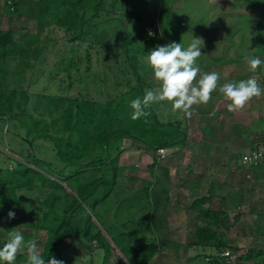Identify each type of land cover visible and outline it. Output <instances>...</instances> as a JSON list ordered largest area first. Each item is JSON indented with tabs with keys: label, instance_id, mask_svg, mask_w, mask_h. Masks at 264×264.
Segmentation results:
<instances>
[{
	"label": "rangeland",
	"instance_id": "rangeland-1",
	"mask_svg": "<svg viewBox=\"0 0 264 264\" xmlns=\"http://www.w3.org/2000/svg\"><path fill=\"white\" fill-rule=\"evenodd\" d=\"M97 1L99 0H88V7L81 11L85 13L87 20V25L82 30V38L71 41V32L67 33L65 28L59 27L52 19L49 24L37 22L40 0H0V31L11 33L8 45L0 48V67L3 68L2 71H6L2 81L5 80L7 90L24 87L29 94V100L21 110L34 116L46 113L47 105L39 110L35 109V104L38 103L35 97L38 95H59L85 103L84 109L92 116L93 122L87 131L75 130V135L87 137L84 143L89 146L90 153L101 150L92 141L116 131L131 132L148 141L160 136L144 117L132 120L133 109L130 107L131 101L138 98V94L136 77L129 63L135 67L144 93L159 87L145 59L156 47L176 42L187 48L192 38L202 39V55L196 64L201 73L217 72L220 79L210 101L207 104L193 105L191 111L193 114H202L205 111L210 117H218L219 113L228 111L229 102L219 91L222 85L247 80L254 74L249 71L244 56L258 57L264 61V0H101L98 2L101 11H96L93 4ZM12 4L16 6L17 13L12 11ZM56 14H59L58 11ZM123 33L125 37L122 36ZM33 50L38 51L39 55L31 54ZM5 52L7 58L2 60L1 55ZM20 53L23 59H20ZM26 63L33 66L26 67ZM259 70L260 73L256 75L264 89V65ZM50 101L56 102L53 99ZM89 104H93V107L87 108ZM218 105L219 109H215ZM151 107L160 123H175L181 118L182 126L186 124L187 117L183 112H173L167 101L153 103ZM12 108L18 114L19 109H16L15 104ZM253 108L257 109L256 117L250 111ZM239 111V114L235 111L236 118L232 117L236 124L234 132L238 134L239 125L242 124L241 133L248 135V140L242 141L246 149L240 148V152L247 153L252 150L253 142L263 143L264 148V95L253 97ZM104 112H107L106 117H103ZM5 115L8 116L7 113ZM256 123L259 129L251 132ZM157 128L165 135L164 139H168L167 134L173 133V128ZM180 129L185 130L181 125ZM206 129L207 134L203 137L196 128L190 131L186 127L182 139L184 142L176 146L184 145V153L193 155L196 153L195 147L208 143L211 139L209 137L213 127ZM232 136V140L238 142L234 134ZM225 139L214 137L211 140L212 144L221 140L214 149L215 160L209 162L201 159L195 163L187 157L188 162L186 159L183 161L184 168L176 167L181 177L176 179L172 192L176 194V198L184 201L182 210L186 212L177 219V222L185 225L179 239L180 247L164 246L163 241L159 240L156 243L157 255L149 264H264V161L255 168L240 166L239 153H233L230 148H226ZM242 142H238V147ZM106 147L111 159L115 161L114 191L109 198L103 200L104 207L98 205L97 208H92L91 202L101 196L102 191H108L111 185L103 186L82 204V208L78 209L72 219L73 229L81 232L89 216L93 223L91 234L99 232L110 245L111 252L126 264V258L141 254L134 253L133 246L134 240L142 235H135L132 230L141 224L140 230L147 237L155 234L154 227L155 230L158 228L154 221L157 215L154 214L158 213L159 208L150 201V195L149 203L146 202L147 183L142 178L147 177L150 180L148 176L160 178L166 175V168L157 165L182 154L183 150L178 149L179 147L170 152L165 149V157L158 158L157 151L130 137L109 141ZM27 155H33L49 164L53 171L61 167L53 141L40 136L27 137L17 121L0 122V170H18L26 166L33 176L41 174L48 180L59 181L51 172L40 170L33 163L26 162L23 157H28ZM99 156L103 155H90L84 162H91L90 160ZM174 161L178 162V159L175 158ZM31 174L28 177L32 178ZM101 176H108L107 170L85 173L80 180L86 183ZM58 184L63 190L58 193L53 208L61 218L63 210L69 207L71 199L76 196V184ZM194 185L198 187V192L192 195ZM209 190H212V194ZM53 193L52 185L47 182H41L38 189L31 193L19 191L17 199L22 209L12 207L10 211L17 210L21 217L13 227H10L8 211L3 212L0 206V248L8 241L9 233L19 231L24 236L25 244L35 241L39 254L42 253L45 241L51 236L46 231L37 229V222L49 206ZM25 194L30 197L27 198ZM206 197L210 201L200 207L199 211L208 208L214 213L219 212V225L211 226L210 230L220 239L223 237L221 240L226 243L227 248L218 249L216 244L215 249L192 245L196 229L203 224L200 221L195 224L194 220L198 218L209 222V217L204 212L191 210L190 206L196 200ZM33 208L36 212H32ZM24 213H28L26 217L22 216ZM78 235L85 242L80 233ZM169 238L174 241L173 236ZM151 241L156 240L151 238ZM67 245L60 250V260L64 264H91L89 259L83 263L72 260L76 257L71 248L73 244L69 247ZM97 251L93 264L100 262L99 253L104 255L101 246ZM258 251L262 253L259 257L249 261L242 258L248 253ZM225 252L230 253L229 260L220 259ZM208 257L212 259L207 260ZM27 259V250L23 248L17 254L14 264H27Z\"/></svg>",
	"mask_w": 264,
	"mask_h": 264
},
{
	"label": "trees",
	"instance_id": "trees-1",
	"mask_svg": "<svg viewBox=\"0 0 264 264\" xmlns=\"http://www.w3.org/2000/svg\"><path fill=\"white\" fill-rule=\"evenodd\" d=\"M99 1L93 4L96 11H101L98 5ZM39 5L41 7L38 10L37 22H46L47 24H49V21L52 19L59 27L65 28L67 33L71 32V41L80 40L82 38V30L87 25V20L85 19V13H82L81 11H83L85 7H88V0H40ZM12 6L14 8V10L12 11L14 13H17L16 6H14V4H12ZM56 11H58L59 14H56ZM122 36L125 37V33H123ZM10 37V32L0 31V48L8 45V43L10 42ZM123 47H126V42L123 43ZM33 51L34 52H32L31 54L36 53L37 56L39 55L38 51ZM5 55L7 56V52L1 55L2 60H6L7 57H5ZM20 59H23L22 53H20ZM129 65H131L132 71L136 77L135 79L137 81L136 89L138 97L142 99L143 95L145 94L143 90V84L139 79L135 67L130 63ZM30 66H33V64L26 63V67ZM2 70L3 68L0 67V122L5 123L9 120L17 121L21 130L25 131L27 137H29V135L40 136L46 137L53 141L56 156L61 164V167L57 168V171H53L49 164L42 162L33 155H27L28 157L22 156L23 159L26 160V162L33 163L40 170L45 169L48 172L56 175L59 180L58 182L64 184L70 182L71 185L76 184V196L71 199L69 207L63 210L61 218H59L53 208V202L55 205V201H57L59 195L58 193L63 190L58 182L51 181L50 179L48 180L41 174H36L35 176H33L34 174H31V170H29L26 166H22V168L18 170H0V206H2L3 212H9L12 207H17L19 210L22 209L20 202L17 199L19 191L31 193L34 192V190L38 189L41 182H47L52 185L54 193L51 195V197L49 196L51 202L49 203V206L45 208L37 222V229H42L51 236V238L45 241V247L40 254V256L45 259V264H47L48 259L52 257L60 260L62 257L60 251L61 248L66 244H68L67 247H69L74 242L82 244L86 249L89 248L88 245L92 246L93 243H95L97 249L101 246L104 251V255L100 264H108L109 258L112 254V249L110 245H108V243L104 241V238L99 232H92L91 234L93 226L91 218L89 216L87 217V220H85V228L81 232H76V230L73 229L72 221L78 209L82 208V204L89 200L92 195L96 194L98 190H101L103 186L111 185L108 191H102L101 196L95 198L91 202L92 208H96V206L100 205L101 202L103 203V200L109 198L114 191V184L116 182V173L114 169L115 161L111 159L109 155L110 153L106 147L108 145V142L122 139L123 137H130L144 143L149 149H152L154 151H157L159 149L165 150L169 149L172 146L182 144L184 142V140L182 139L184 137L185 130L182 131L180 129V123L178 122L160 123L157 120L152 107L150 106L149 108L145 109V111L148 112V115L143 119L145 121H149L152 125V128L156 129V131L160 133V136L157 135L155 140L153 139L148 141L131 132L116 131L111 133L107 137L103 136L99 140L92 141V143L97 144V148L101 147V150L99 149L98 153L96 151L90 153V151L88 150L89 146L84 143V139H86L87 137L75 135V130L87 131L88 126L91 122H93L92 116L86 113L84 109V105H86L85 103H80L71 98H66L59 95H55L58 97H53L54 95L43 94L35 97L36 100H38V103L35 104V109L39 110L43 105H47L46 113L44 115L37 114L36 116H34L33 114L22 112V107L26 106V104L28 103L29 94L22 86L20 87V89L19 87H17L16 89L13 88L8 91L6 83H4L5 80L2 81L4 72L6 71ZM254 73L259 74L260 70L257 69ZM55 98H57V100L59 101L57 102ZM51 99L55 100L56 102L51 103ZM22 102H24L25 104H22ZM13 104L16 105V109H19L18 114H15V111L12 108ZM92 107L93 104L87 105V108ZM5 113H7L8 116H6ZM106 116L107 112H104L103 117ZM177 125H179V127ZM159 126H166L169 129L173 128V133L166 135L168 139H164L165 135L162 134V132H160L157 128ZM28 143L29 145H31L30 142ZM256 146H263V143L253 142V144H251L252 149ZM96 154L103 156L92 159L90 160L91 162H84V160H87L90 155L92 156ZM238 156L239 164L241 166V156ZM101 169L107 170L108 176H101L86 183H83L80 180L83 174L88 172L93 173L94 171H99ZM30 174L33 176L32 178L28 177V175ZM3 177L4 179H2ZM26 197L29 198L30 196L26 195ZM145 197L147 198L146 202L149 203V194L147 193ZM209 199L210 198L206 197L193 202V209L197 210V212L199 213L200 211L201 213L204 212L209 217V222H204L203 220H198L197 218V221H200L203 224L196 229L197 231L196 235H194L195 239L193 240L194 242L192 245L200 247H211L212 249H215L216 244V247L218 249L227 248L226 243L222 241L223 237L221 238V240L212 230H210L211 226L219 225V212L214 213L208 208H205L204 210L200 209L199 211L200 207L204 206L207 201H210ZM132 209L135 211V208L133 206ZM32 212H36V210L33 208ZM27 214L24 213V215L22 216L26 217ZM19 217H21L20 213H18V211L16 210L15 218L10 220V227H13L14 225L16 226L17 219ZM141 228L142 226L141 224H139L132 230L133 234L142 235L139 237V239L134 240L135 245L133 246L135 249L134 253L139 252L141 254H134L129 259L126 258L129 264H149L155 257V255H157L158 247L156 241H146L147 238L144 237V234H142L143 231L140 230ZM78 233H80L81 239H83L85 242H82L80 238H78ZM130 245H132V241H130ZM87 252L90 253V250H87ZM261 254L262 253L259 251L256 253L252 252L248 253L242 258L245 261H249L255 257H259ZM124 256L126 257V255ZM230 258V253L227 258L220 257V259L224 260H229ZM210 259H212V257L207 258V260ZM215 263L217 264L218 262H214V264Z\"/></svg>",
	"mask_w": 264,
	"mask_h": 264
},
{
	"label": "clouds",
	"instance_id": "clouds-1",
	"mask_svg": "<svg viewBox=\"0 0 264 264\" xmlns=\"http://www.w3.org/2000/svg\"><path fill=\"white\" fill-rule=\"evenodd\" d=\"M202 46L201 38H192L187 48L181 43L172 42L150 51L145 59L159 87L155 90H147L142 99L138 97L131 101L132 120L146 117L148 115L146 108L153 103L164 101L171 104L173 112L181 111L185 117L191 118L193 105L207 104L210 101L212 92L217 89L220 76L217 72L201 73L196 61L202 55L200 51ZM244 60L251 72L264 65V61L258 57L245 55ZM219 91L224 99L229 101L227 108L230 112L239 111L253 97L264 95V89L254 77L238 83H226L219 88ZM244 159L248 160L247 157ZM7 217L9 220L14 219L15 212L9 211ZM23 248H26L28 253L27 264H45V259L38 252L36 242L29 241L25 244L24 236L19 231L9 233L8 241L0 248V262L14 264L17 254ZM47 264H64V262L52 257L48 259Z\"/></svg>",
	"mask_w": 264,
	"mask_h": 264
},
{
	"label": "crops",
	"instance_id": "crops-1",
	"mask_svg": "<svg viewBox=\"0 0 264 264\" xmlns=\"http://www.w3.org/2000/svg\"><path fill=\"white\" fill-rule=\"evenodd\" d=\"M254 74H252V75H254ZM252 75L250 78H252ZM219 107L220 106L218 105V106H216L215 109H219ZM256 110L257 109H255V108H253L252 110L250 109L251 113H254L255 117L258 116V112ZM232 112L233 113H231L230 111L229 112L227 111V113L221 112V113H219L218 117L211 116L213 118L208 116L205 113V111L202 114L194 113L191 116V118H187L186 124L184 125L185 127L182 126V124H181V121H182L181 118L179 120H177L178 123H180L181 127H183L185 129V131H186V127H189L190 131L191 130L194 131V129L196 128V131H198L200 133V135L203 137H205L207 134L206 128H208L210 126L213 127V130H211V137H209L211 139H209L208 143H202L199 146L195 147L196 153H193V155H188V154L184 153V151H185V150H183L184 145L170 147L169 149H167V151H169V152L173 151L174 149H177V147H179L178 149L183 150L182 154L179 153L178 155L175 156V158L178 159V162H175L174 161L175 158H173V159L166 160L164 162V164H161V163L158 164L157 167H160V168L165 167L166 168L165 172L167 173L166 175L165 174L162 175L160 178L152 177V176H148V179H150V180H147L146 179L147 177L142 178V179H145L142 181L147 183L145 189H147V193L150 195V201L152 200V202L154 203V206L156 205L159 208L158 213L155 212V214H154V215H157V218L154 219V221L156 222V225H157L156 227H158V228H156V230L154 229L155 227L153 228V231L155 232V234L153 236L147 235V237H146L147 240L151 241V238H152L153 240H156V243H159V240L163 241L162 245H164V246H171V247L173 246L174 248L180 247L179 239H180V237H182V232H183L182 230L184 229L185 225H183L182 222H177L178 221L177 219L180 218L181 216H183L184 214H186V212H184L182 210V208L184 207V205H183L184 201L176 198L175 197L176 194L172 191L174 190L173 186H174L176 179L178 177H181V174L177 171L176 167L178 166L179 168H184L183 164L185 162H183V161L186 159L185 161L188 162L187 157L188 158L190 157L191 161L194 160L195 163H197L201 159L205 160V161H209V162L215 160L214 155H213L214 149H216L215 147L218 146V144H219V142H221V140H217L216 144L215 143L212 144L213 142L211 140L214 139V137H218L219 139L227 138V139H225L224 146H226V148H230L233 153L234 152H236L237 154L239 153V155L241 156L242 153L246 152V151L240 152V148L246 149L245 148L246 146L243 147L244 146L243 142L248 140V135L245 132L241 133V128L243 129L242 124L239 125V132H238V134H236V132H234L235 131L234 127L236 124L234 123V121H232V117L236 118L234 115L236 113L239 114L240 111L239 112L236 111V113H235V111H232ZM242 113H244V112H242ZM223 122H226V124H222ZM254 126L255 127L251 129V132L256 131L255 129H259V126L257 125V123L254 124ZM233 134H234V137H236L235 139H238V142L243 141L241 143V145H239V147H238V142L236 140H232ZM182 155H184L183 158L181 157ZM185 165H188V163H186ZM183 177L185 178V176H183ZM192 179H193V177H192ZM198 179L199 178H197V180ZM180 183H182V181ZM195 184H196V182H195ZM197 192H198V187L196 185H194V191L191 194L194 195ZM209 193L212 194V190H209ZM198 197L199 196H196V198H198ZM102 204H100L99 206L104 207V205H102ZM193 205H194V203H192L190 206L191 210H194ZM195 211H197V210H195ZM151 221H153V219ZM194 222H195V224L198 222L197 218H196V220H194ZM192 223H193V221H192ZM169 236H173L174 241L170 240ZM88 246L90 249L89 248L86 249L82 244L74 242L71 248L73 249V253H75L76 257L74 259H72V258L71 259L72 260H78V261L80 260L81 263H83V261H86L87 259H89L90 263L93 264L92 262H93L94 257H97V253H98L97 250L98 249L95 248V246L93 244H92V246L91 245H88ZM192 247H194V246H192ZM177 248H176V250H177ZM209 248H211V247H209ZM87 250H90V253H88ZM99 254H100L99 258L101 260L98 264L101 263L102 258H103V254L102 253H99ZM117 256L118 255H116L115 253H112L110 258H109L108 264H123L122 261L120 260V258ZM124 264H125V262H124ZM126 264H129V263L126 262Z\"/></svg>",
	"mask_w": 264,
	"mask_h": 264
},
{
	"label": "built area",
	"instance_id": "built-area-1",
	"mask_svg": "<svg viewBox=\"0 0 264 264\" xmlns=\"http://www.w3.org/2000/svg\"><path fill=\"white\" fill-rule=\"evenodd\" d=\"M253 77L257 79V81L261 87L258 75L254 74V75H252V78ZM262 147L263 146H256L252 150H249L247 153L242 154L241 159H240L241 165L244 167L248 166L249 168H253V167L260 165L264 161V148H262ZM156 153L158 155L157 156L158 158H164L165 157V155H164L165 150L164 149H159V150H157ZM245 157L248 158L247 161H245V159H244ZM222 256L224 258L225 257L227 258L229 256V252L223 253Z\"/></svg>",
	"mask_w": 264,
	"mask_h": 264
},
{
	"label": "water",
	"instance_id": "water-1",
	"mask_svg": "<svg viewBox=\"0 0 264 264\" xmlns=\"http://www.w3.org/2000/svg\"><path fill=\"white\" fill-rule=\"evenodd\" d=\"M260 59V58H259ZM258 70H259V68H258Z\"/></svg>",
	"mask_w": 264,
	"mask_h": 264
}]
</instances>
